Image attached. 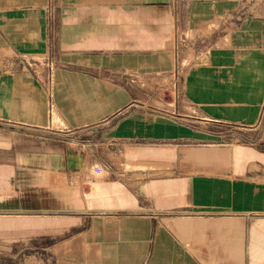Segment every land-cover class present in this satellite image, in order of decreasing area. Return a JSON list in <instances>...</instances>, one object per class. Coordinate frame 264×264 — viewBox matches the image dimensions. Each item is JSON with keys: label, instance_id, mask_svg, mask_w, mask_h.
<instances>
[{"label": "crops", "instance_id": "obj_1", "mask_svg": "<svg viewBox=\"0 0 264 264\" xmlns=\"http://www.w3.org/2000/svg\"><path fill=\"white\" fill-rule=\"evenodd\" d=\"M53 1L49 88L50 0H0V264H264V0H181L178 101L175 0Z\"/></svg>", "mask_w": 264, "mask_h": 264}, {"label": "built area", "instance_id": "obj_2", "mask_svg": "<svg viewBox=\"0 0 264 264\" xmlns=\"http://www.w3.org/2000/svg\"><path fill=\"white\" fill-rule=\"evenodd\" d=\"M174 12H173V22L175 28V35L173 38V55H174V64L173 69L170 72L171 77V86L173 97L176 101L180 99L181 96V87L180 82L185 71L194 65V63L204 62L209 46L206 42L203 41H194L193 38H190L189 35L182 28V20L179 13V6L181 0H175L174 2ZM57 9L53 0H50L48 5V19L50 27L52 30H55L54 36L52 35L50 41V51L41 60L30 59L26 60L27 64L38 77H41L44 83L51 87L54 77V71L57 68V60L53 52L54 44L57 39V30L58 24L56 19ZM187 51H190L195 57L193 60H187L186 56ZM40 69H39V68ZM38 69L40 71H38ZM129 77V76H128Z\"/></svg>", "mask_w": 264, "mask_h": 264}, {"label": "rangeland", "instance_id": "obj_3", "mask_svg": "<svg viewBox=\"0 0 264 264\" xmlns=\"http://www.w3.org/2000/svg\"><path fill=\"white\" fill-rule=\"evenodd\" d=\"M168 95H170V98L173 96L172 92H169ZM61 129H54L48 131L39 130L37 133V139L39 143H43L45 146L48 145L53 148L63 147L68 151L77 152L78 150H82L81 152L84 155H86L87 157L89 156L90 158H94V150H92L91 146H84V144H88L94 141H100V134H98L96 130L82 129L75 131H67V129ZM96 135L97 139L94 140V137H96ZM239 140L249 141V138L247 136H243ZM92 165L95 164L93 162L90 163V168L92 167ZM96 172L101 171L99 169H96ZM100 175H102V172L100 173Z\"/></svg>", "mask_w": 264, "mask_h": 264}]
</instances>
